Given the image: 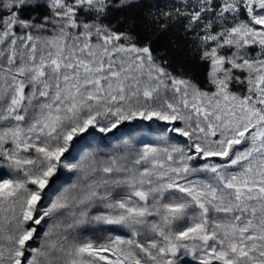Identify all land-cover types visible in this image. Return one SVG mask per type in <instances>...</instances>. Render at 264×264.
Segmentation results:
<instances>
[{"label": "snow or ice", "instance_id": "obj_1", "mask_svg": "<svg viewBox=\"0 0 264 264\" xmlns=\"http://www.w3.org/2000/svg\"><path fill=\"white\" fill-rule=\"evenodd\" d=\"M0 264H264V0H0Z\"/></svg>", "mask_w": 264, "mask_h": 264}, {"label": "rangeland", "instance_id": "obj_2", "mask_svg": "<svg viewBox=\"0 0 264 264\" xmlns=\"http://www.w3.org/2000/svg\"><path fill=\"white\" fill-rule=\"evenodd\" d=\"M158 132L148 129L146 126H135L134 124H125L119 128V130H114L113 133L106 134L103 140L97 138L93 143L80 142L78 148L82 151L99 149L101 151H110L115 145L122 144L123 141L128 140L137 147L141 146V142H155V138ZM91 139V138H88ZM74 155L77 153L74 151ZM67 174L64 179H67Z\"/></svg>", "mask_w": 264, "mask_h": 264}, {"label": "trees", "instance_id": "obj_3", "mask_svg": "<svg viewBox=\"0 0 264 264\" xmlns=\"http://www.w3.org/2000/svg\"><path fill=\"white\" fill-rule=\"evenodd\" d=\"M173 2V0H142L143 4L151 3L153 5H164ZM142 11V8L133 7L131 9L126 10V14L128 15H139ZM115 16H119L120 13L114 14ZM177 37L173 34H161L154 37L153 47L157 52L171 53L173 50V41L176 40Z\"/></svg>", "mask_w": 264, "mask_h": 264}]
</instances>
